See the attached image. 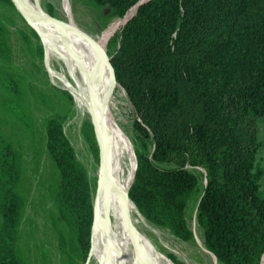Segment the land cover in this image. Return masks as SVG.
Returning a JSON list of instances; mask_svg holds the SVG:
<instances>
[{"label": "trees", "instance_id": "16d2710c", "mask_svg": "<svg viewBox=\"0 0 264 264\" xmlns=\"http://www.w3.org/2000/svg\"><path fill=\"white\" fill-rule=\"evenodd\" d=\"M92 1L123 19L142 2ZM0 3L13 6L10 0ZM108 47L114 50L112 76L135 114L138 148L128 198L139 215L191 241L185 209L199 193V179L187 168H199L205 184L196 223L206 250L219 264H264L263 171L256 162L262 148L256 134L264 130V0H147ZM10 57L0 21V86L14 96L7 110L21 117L15 100L21 92L5 71ZM43 130L58 177L52 192L56 216L75 242L78 260L70 264H86L93 224L90 181L61 121L48 118ZM85 130L93 134L90 124ZM19 162L0 136V264H26Z\"/></svg>", "mask_w": 264, "mask_h": 264}, {"label": "rangeland", "instance_id": "374dc122", "mask_svg": "<svg viewBox=\"0 0 264 264\" xmlns=\"http://www.w3.org/2000/svg\"><path fill=\"white\" fill-rule=\"evenodd\" d=\"M30 2L42 12L48 14L50 10L49 15L60 21L71 20L77 28L86 32L96 42L112 22L123 19L110 17L107 8L97 6L92 0H67V10L64 9L63 0ZM0 21L7 30L11 48V57L5 71L14 79L21 92V98L15 100L21 108L22 116L16 117L5 107L7 100H14V96L0 86V136L10 143L20 159L18 190L23 199L20 243L22 254L26 264H70L71 260L77 262V254L73 251L74 238L69 228L56 216L52 192L58 177L44 149L43 124L46 119L52 117L61 121L63 136L72 147L77 161L86 169L92 200L95 202L98 149L94 135L85 130V125L90 124V117L86 112H82L77 98L60 87L59 81L51 77V72L65 75L61 60L56 54L49 57L45 55V44L35 37L32 27L13 6L0 3ZM123 26L124 24L118 27L108 38L106 46L108 62L114 51L108 47L109 39L118 36ZM53 33L56 34L54 31ZM55 44L58 45L60 42ZM108 102L109 113L129 139L132 154L136 159L135 150L138 148V142L132 130L135 114L125 92L116 83ZM256 137L258 141H263L259 131ZM119 151L120 177L123 179L128 164L121 145ZM260 154H263L261 149L256 156V162L264 170ZM187 169L199 179V193L185 209V220L193 233L191 241H180L168 229L147 222L139 215L132 202L130 203L137 216L132 215L131 221L141 240L160 256L159 264H175L174 260L182 264H219L204 247L202 232L196 223L197 201L205 184L203 171L192 167ZM260 192L264 195L263 186L260 187ZM60 234L63 237L61 240ZM89 252L91 253L90 248ZM141 262L145 264L143 257ZM88 264L96 263L90 261L89 257Z\"/></svg>", "mask_w": 264, "mask_h": 264}, {"label": "bare ground", "instance_id": "6f19581e", "mask_svg": "<svg viewBox=\"0 0 264 264\" xmlns=\"http://www.w3.org/2000/svg\"><path fill=\"white\" fill-rule=\"evenodd\" d=\"M25 1L30 7L41 11L36 5L34 7L30 0ZM66 2L67 0H63L65 10H67ZM134 11L135 9L126 18L112 22L102 33L100 39L97 42L94 40L102 52V63L95 79L96 105L100 128L108 149L112 176L110 184H107L100 176L95 191V213L90 233L91 253L89 257L90 261L93 260L96 264H142V257L145 264H159L160 261V256L141 240L131 221L132 215L137 216V214L126 194L134 173L135 157L132 154L129 139L109 113L108 101L115 81L106 55L107 41L114 31L133 15ZM27 23L41 36L45 44V55L49 57L51 54H56L61 60L65 75L51 72V77L59 81L60 87L77 98L82 112H86L91 118L93 100L88 80L95 62L91 47L70 30L60 33L53 26L38 21ZM56 42L60 44L57 45ZM119 145L124 148L128 164V170L123 179L120 177Z\"/></svg>", "mask_w": 264, "mask_h": 264}, {"label": "water", "instance_id": "95a60500", "mask_svg": "<svg viewBox=\"0 0 264 264\" xmlns=\"http://www.w3.org/2000/svg\"><path fill=\"white\" fill-rule=\"evenodd\" d=\"M10 1L13 7L15 8V10L19 13V15L26 22L38 21L45 25H51L56 30H58V32L60 33H65L66 30H70L74 32L77 36H79L81 39H83L93 50L94 55H95V62L93 65L91 76L89 77V80H88V84H89V89H90V93H91L92 100H93L90 124L92 127L94 139H95L97 149H98V176H97L96 186H98L99 184L100 176L105 180L107 184H110L112 176H111L109 159H108V149H107L106 143L104 142V137H103V134L100 128V123H99L100 118H99L97 105H96V80L95 79H96V74L99 72L100 66L102 63V52L96 45L94 39L90 35H88L86 32L77 28L71 20L67 22L60 21L45 12H42V11H39L37 9L30 7L25 0H10ZM146 1L147 0H142V2H140L137 6L134 7L135 11L133 15L135 14L137 7ZM32 29L38 35L40 42L43 44L41 36L37 33V31L34 28ZM113 79H114V76H113ZM135 172H136V159H135L134 173H133L132 181L128 188V191L133 183ZM126 195L128 197V192ZM94 213H95V203L93 202V220H94ZM89 256H90V252L88 253L86 264H88L89 262Z\"/></svg>", "mask_w": 264, "mask_h": 264}, {"label": "crops", "instance_id": "0c3cea01", "mask_svg": "<svg viewBox=\"0 0 264 264\" xmlns=\"http://www.w3.org/2000/svg\"><path fill=\"white\" fill-rule=\"evenodd\" d=\"M259 132L262 134V138H263V141L261 142L262 143L261 150H262L263 154L262 155L260 154V160L263 161V163H264V130L260 129ZM261 170L263 171V174H262V177L260 179V187H262V186L264 187V170L263 169H261Z\"/></svg>", "mask_w": 264, "mask_h": 264}]
</instances>
